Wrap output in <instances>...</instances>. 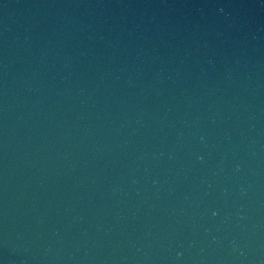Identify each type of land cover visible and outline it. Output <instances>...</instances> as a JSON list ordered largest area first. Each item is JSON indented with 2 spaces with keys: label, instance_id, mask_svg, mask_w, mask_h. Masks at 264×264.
<instances>
[{
  "label": "water",
  "instance_id": "water-1",
  "mask_svg": "<svg viewBox=\"0 0 264 264\" xmlns=\"http://www.w3.org/2000/svg\"><path fill=\"white\" fill-rule=\"evenodd\" d=\"M0 264H264V0H0Z\"/></svg>",
  "mask_w": 264,
  "mask_h": 264
}]
</instances>
